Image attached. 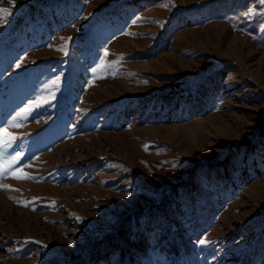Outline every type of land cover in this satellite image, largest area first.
<instances>
[{
    "label": "rangeland",
    "instance_id": "obj_1",
    "mask_svg": "<svg viewBox=\"0 0 264 264\" xmlns=\"http://www.w3.org/2000/svg\"><path fill=\"white\" fill-rule=\"evenodd\" d=\"M0 264H264V0H0Z\"/></svg>",
    "mask_w": 264,
    "mask_h": 264
},
{
    "label": "bare ground",
    "instance_id": "obj_2",
    "mask_svg": "<svg viewBox=\"0 0 264 264\" xmlns=\"http://www.w3.org/2000/svg\"><path fill=\"white\" fill-rule=\"evenodd\" d=\"M21 239V238H20ZM12 241V240H11ZM22 241V240H21ZM25 246V245H24ZM26 248V247H25ZM20 261V260H19Z\"/></svg>",
    "mask_w": 264,
    "mask_h": 264
}]
</instances>
